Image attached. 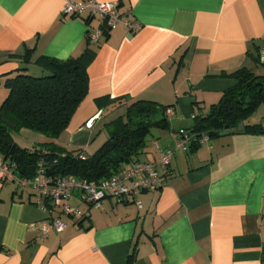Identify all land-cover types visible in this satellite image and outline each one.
<instances>
[{
  "label": "crops",
  "instance_id": "0c3cea01",
  "mask_svg": "<svg viewBox=\"0 0 264 264\" xmlns=\"http://www.w3.org/2000/svg\"><path fill=\"white\" fill-rule=\"evenodd\" d=\"M66 1L83 0H0V105L6 79L20 68L44 74L40 58L94 49L87 94L56 140L67 149L88 156L117 111L146 99L173 109L170 127L154 128L138 155L157 161L151 142L175 147L176 130L236 84L233 71L264 75V0H98L116 3L139 29L119 24L97 42L87 35L98 16H65ZM262 104L238 129L177 149L156 190L106 197L81 224L61 213V231L50 227L57 209H42L27 189L0 178V264H127L131 254L133 264H264ZM245 124L260 128L244 131Z\"/></svg>",
  "mask_w": 264,
  "mask_h": 264
},
{
  "label": "trees",
  "instance_id": "16d2710c",
  "mask_svg": "<svg viewBox=\"0 0 264 264\" xmlns=\"http://www.w3.org/2000/svg\"><path fill=\"white\" fill-rule=\"evenodd\" d=\"M94 55L95 50L87 48L75 58L42 57L40 62L46 73L34 76L24 72L26 68H20V72L6 79L8 94L0 105V158L14 164L20 175L32 176L41 163L46 174L98 182L139 160L152 129L170 127L165 109L171 106L138 99L127 102L124 113L106 123V138L88 156L81 149H67L58 144L57 138L87 94V66ZM253 59L258 61L257 56ZM230 75L236 84L224 90L205 115L196 116L192 126L181 127L193 135L190 146L198 143L202 134L213 137L224 130L238 129L264 103V75L246 66ZM21 128L41 133L45 139L31 149L22 147L11 136L12 130ZM241 128L252 131L260 126L245 124ZM88 217L79 218L78 223ZM133 262L131 254L127 264Z\"/></svg>",
  "mask_w": 264,
  "mask_h": 264
},
{
  "label": "built area",
  "instance_id": "2783aa9c",
  "mask_svg": "<svg viewBox=\"0 0 264 264\" xmlns=\"http://www.w3.org/2000/svg\"><path fill=\"white\" fill-rule=\"evenodd\" d=\"M83 13L99 18L97 26L87 35L90 42H97L103 33L119 24L133 32L139 29V24L133 22L129 15L119 13L114 2L66 1L62 8V14L65 16L79 17ZM172 113V107L165 109L167 116ZM176 135L178 138L175 147L162 146L157 140L151 142L158 152L157 161H132L98 182L73 176L49 175L45 173L41 163L32 176H24L17 173L14 164L2 158H0V178L16 182L20 189H27L42 209H57L59 214L52 219L50 227L61 231L65 226L60 219L61 213L83 219L89 216L90 209L100 208L102 200L106 197L129 200L139 192L156 190L160 185L159 170H164L169 166L171 156L177 149L187 151L193 139L192 133L184 128L178 129ZM209 138L208 135L202 134L198 138V143L209 140ZM81 157L84 158L83 155ZM72 198L84 204L86 209L71 204L70 199Z\"/></svg>",
  "mask_w": 264,
  "mask_h": 264
},
{
  "label": "rangeland",
  "instance_id": "374dc122",
  "mask_svg": "<svg viewBox=\"0 0 264 264\" xmlns=\"http://www.w3.org/2000/svg\"><path fill=\"white\" fill-rule=\"evenodd\" d=\"M40 75H42V74H35V76H40ZM261 108H262V110H264V105L263 104L261 105ZM119 114H121V113H119V111H117L114 117H116ZM27 132H29L30 134L31 133L32 134H38V135L40 134V136L45 138V136L43 134L38 133V132L33 131V130H30V129H26V128H21L18 131H13L12 130L11 131V136L14 139V141H16L20 146L26 147L28 149H31L34 145H36V143L34 144V142H32L31 138L29 139V137H26V133ZM103 137H106L105 132H103V135H101V139ZM88 153H90V152L88 151Z\"/></svg>",
  "mask_w": 264,
  "mask_h": 264
}]
</instances>
